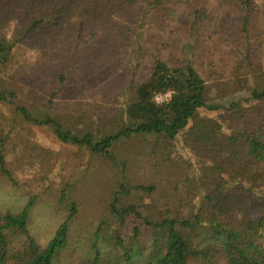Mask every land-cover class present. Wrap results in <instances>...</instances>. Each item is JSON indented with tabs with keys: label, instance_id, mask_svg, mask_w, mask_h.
<instances>
[{
	"label": "trees",
	"instance_id": "obj_1",
	"mask_svg": "<svg viewBox=\"0 0 264 264\" xmlns=\"http://www.w3.org/2000/svg\"><path fill=\"white\" fill-rule=\"evenodd\" d=\"M13 26L21 38H8ZM104 61L105 84L119 85L126 103L114 130L96 138L67 124ZM208 82L254 88L223 106L207 103ZM168 90L172 98L157 104ZM12 100L26 123L120 170L91 232L77 226L78 204L63 189L55 212L64 218L40 244L34 180L15 176L16 141L0 116V173L29 198L0 210V264H264V0H0V101ZM33 101L56 112L32 116ZM205 108L223 110L222 119L202 116ZM141 136L152 137L155 179L130 177L113 151Z\"/></svg>",
	"mask_w": 264,
	"mask_h": 264
},
{
	"label": "rangeland",
	"instance_id": "obj_2",
	"mask_svg": "<svg viewBox=\"0 0 264 264\" xmlns=\"http://www.w3.org/2000/svg\"><path fill=\"white\" fill-rule=\"evenodd\" d=\"M16 31L13 26L8 32V38H21V34H16ZM108 62H96L98 69L92 74L95 80L88 81V92L80 94L82 101L77 100V121L67 124L75 132L76 128L81 134L90 131L99 138L114 130L116 124L121 121L115 109L126 103V96L119 85L113 87L109 82L105 84L110 74L106 72ZM149 67L150 63L145 60L138 74L144 75ZM75 78L79 76L76 75ZM206 86L207 103L223 106H228L232 100L240 97H249L254 88V85L249 83L238 92H229L223 83L208 82ZM27 107L29 113L37 117L56 112L36 101L28 103ZM200 113L215 119L223 117V110L205 108ZM0 116L5 122L6 133H11L10 136L16 141V145L9 143V147L14 150L15 176L21 182L34 180L32 187L38 198L32 208L31 228L38 242L46 244L54 234L56 223L64 218V215L55 212L57 195L63 189H66L78 204L79 211L75 217L77 226L91 232L108 212L109 197L120 167L110 158L93 153L84 146L61 141L49 126L26 123L15 100L0 101ZM151 140L150 136H141L118 142L114 146L117 161L127 162L126 171L130 177H157L158 168L154 169L151 164L152 167L148 165L152 155ZM26 142L36 145V151L33 152L31 148L27 151V148H24ZM31 153H35L37 160L28 161L27 157ZM40 153L43 154L39 156ZM28 199V194L12 186L8 178L0 173V210H21ZM216 264L227 263L219 258Z\"/></svg>",
	"mask_w": 264,
	"mask_h": 264
},
{
	"label": "built area",
	"instance_id": "obj_3",
	"mask_svg": "<svg viewBox=\"0 0 264 264\" xmlns=\"http://www.w3.org/2000/svg\"><path fill=\"white\" fill-rule=\"evenodd\" d=\"M173 93H174L173 90H168L166 92L157 93L154 97L155 102L157 104L168 102L172 98Z\"/></svg>",
	"mask_w": 264,
	"mask_h": 264
}]
</instances>
